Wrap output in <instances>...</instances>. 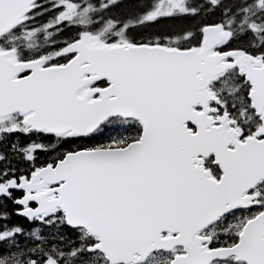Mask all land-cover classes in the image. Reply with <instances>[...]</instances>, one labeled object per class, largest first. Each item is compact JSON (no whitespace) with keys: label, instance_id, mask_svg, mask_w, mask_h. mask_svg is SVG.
I'll return each instance as SVG.
<instances>
[{"label":"snow or ice","instance_id":"1","mask_svg":"<svg viewBox=\"0 0 264 264\" xmlns=\"http://www.w3.org/2000/svg\"><path fill=\"white\" fill-rule=\"evenodd\" d=\"M0 264H264V0H0Z\"/></svg>","mask_w":264,"mask_h":264}]
</instances>
